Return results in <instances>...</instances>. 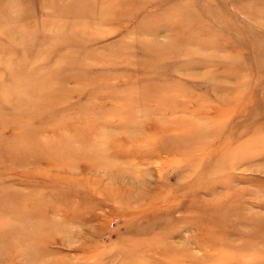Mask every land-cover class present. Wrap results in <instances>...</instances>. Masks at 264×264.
Returning a JSON list of instances; mask_svg holds the SVG:
<instances>
[{
	"label": "rangeland",
	"instance_id": "1",
	"mask_svg": "<svg viewBox=\"0 0 264 264\" xmlns=\"http://www.w3.org/2000/svg\"><path fill=\"white\" fill-rule=\"evenodd\" d=\"M110 1L0 0V264H264V0Z\"/></svg>",
	"mask_w": 264,
	"mask_h": 264
},
{
	"label": "bare ground",
	"instance_id": "2",
	"mask_svg": "<svg viewBox=\"0 0 264 264\" xmlns=\"http://www.w3.org/2000/svg\"><path fill=\"white\" fill-rule=\"evenodd\" d=\"M110 1V0H109ZM125 1H130V2H135L136 0H125ZM143 2V1H145V2H151L152 0H137L136 2ZM110 2H112V0L110 1ZM106 3V2H105ZM109 4V3H108ZM117 4V3H116ZM115 4V5H116ZM104 5V4H103ZM114 5V6H115ZM118 5V4H117ZM103 13H105L104 11H103ZM111 14V13H110ZM110 14H109V16H110ZM102 16V15H101ZM115 16V15H114ZM100 19H102V18H100ZM109 19V18H108ZM97 21V20H96ZM99 21V20H98ZM102 21H104V22H107V19H106V17H105V19H102ZM109 21V20H108ZM131 44H133L132 42H131ZM147 47H150L149 45L147 46ZM125 202H129V201H131L132 199L130 198V197H127V198H125ZM14 215V214H13ZM15 217V216H14ZM260 226V225H259ZM263 227V226H262ZM264 230V229H263ZM251 238H255L254 236H250ZM257 237H260V238H262V237H264V236H257ZM217 253V252H216Z\"/></svg>",
	"mask_w": 264,
	"mask_h": 264
}]
</instances>
